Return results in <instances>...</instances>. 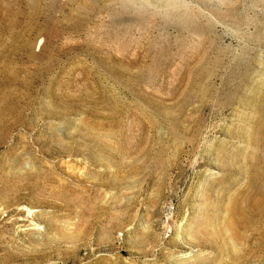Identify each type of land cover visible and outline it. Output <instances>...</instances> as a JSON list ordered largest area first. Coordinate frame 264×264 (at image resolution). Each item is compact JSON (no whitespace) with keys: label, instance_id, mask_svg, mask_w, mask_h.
<instances>
[{"label":"rangeland","instance_id":"374dc122","mask_svg":"<svg viewBox=\"0 0 264 264\" xmlns=\"http://www.w3.org/2000/svg\"><path fill=\"white\" fill-rule=\"evenodd\" d=\"M21 2L0 0V264H264V214L231 225L264 210V0Z\"/></svg>","mask_w":264,"mask_h":264},{"label":"bare ground","instance_id":"6f19581e","mask_svg":"<svg viewBox=\"0 0 264 264\" xmlns=\"http://www.w3.org/2000/svg\"><path fill=\"white\" fill-rule=\"evenodd\" d=\"M16 4H21L22 2H21V0H13ZM28 4H29V7L31 8L30 10H34V11H32V13H36L37 11H36V8H37V6L38 5H40V4H38L37 2H41V0H28ZM18 12H21V11H18ZM18 14V13H17ZM16 17H18V16H16ZM16 18L13 20L12 19V23H15L16 22ZM43 30H47V28H46V26L44 25V26H41L40 27V30H39V32L38 33H41V32H43ZM41 41H42V39H40V42H39V44L38 45H40V43H41ZM37 45V44H36ZM33 52V51H32ZM33 55H34V53H32ZM32 55V56H33ZM141 110V109H140ZM63 111V110H62ZM61 111V112H62ZM141 112V111H140ZM141 113H143V110H142V112ZM140 113V114H141ZM144 115V114H143ZM150 117V116H149ZM149 117H147L148 119H149ZM153 117V116H152ZM146 118V119H147ZM164 120L166 121V119L164 118ZM150 122L152 123V121L150 120ZM152 127V126H151ZM156 152V151H155ZM256 165V164H255ZM250 168H251V180H250V182H251V186H253V184H255L256 183V181H257V179H258V177H259V179H260V177H262V176H264V171H259V170H257L256 171V167L252 164L251 166H250ZM249 182V183H250ZM252 188V187H251ZM249 194V193H248ZM251 197V196H250ZM247 199V198H246ZM245 199V200H246ZM247 201V200H246ZM238 203V202H237ZM254 203V202H253ZM252 203V204H253ZM247 205V204H246ZM245 205V207H247L248 208V206H246ZM256 205H257V203H256ZM236 206H237V204H236ZM239 206V205H238ZM241 206V205H240ZM251 206V205H250ZM245 207H239V210L237 211V213H238V215L236 216L235 215V217H232V219H231V225L233 224V226L235 227V229H236V227H238L239 225H241L242 223H244L245 224V226L247 227V228H249L248 227V221H250V222H253V217L255 216V219L256 220H258L259 218H261V216L264 214L263 212H264V210H263V208H261V209H258V210H256V211H252V212H250V210L249 209H247V208H245ZM257 208V207H256ZM252 210H254V209H252ZM233 212V211H232ZM234 216V215H233ZM255 222V221H254ZM254 225H260L259 224V222H257V223H253ZM242 226V225H241ZM244 226V225H243ZM253 226V225H252ZM233 229V228H232ZM238 229V228H237ZM261 230V229H260ZM262 231V230H261ZM237 233V232H236ZM261 234V233H260Z\"/></svg>","mask_w":264,"mask_h":264}]
</instances>
